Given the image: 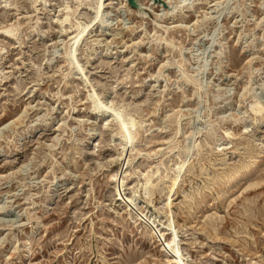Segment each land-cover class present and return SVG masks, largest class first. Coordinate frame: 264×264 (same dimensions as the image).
Returning <instances> with one entry per match:
<instances>
[{"label":"rangeland","instance_id":"rangeland-1","mask_svg":"<svg viewBox=\"0 0 264 264\" xmlns=\"http://www.w3.org/2000/svg\"><path fill=\"white\" fill-rule=\"evenodd\" d=\"M161 1L0 0V264H264V0Z\"/></svg>","mask_w":264,"mask_h":264},{"label":"bare ground","instance_id":"bare-ground-1","mask_svg":"<svg viewBox=\"0 0 264 264\" xmlns=\"http://www.w3.org/2000/svg\"><path fill=\"white\" fill-rule=\"evenodd\" d=\"M67 20V17H65L63 20H62V22H65ZM7 34H10V33H12V30L11 31H5ZM13 34V33H12ZM96 107V106H95ZM95 109V108H94ZM250 110H251V112H253V113H255V114H257V113H260V112H262L263 111V108H262V106H261V103H259L258 101H255V102H253L251 105H250ZM129 129H130V134H133L132 132V130H133V126L132 127H129ZM131 137V136H130ZM179 164V163H178ZM178 167V171L179 170H181L182 168H183V166H184V162H181L179 165H177ZM238 172V171H237ZM234 175H236V174H234ZM150 184V181L149 180H147L146 182H145V185H149ZM175 184H176V180L175 179H171V187L173 188L174 186H175ZM166 247L168 248L169 247V245H166ZM179 264V263H178Z\"/></svg>","mask_w":264,"mask_h":264},{"label":"water","instance_id":"water-1","mask_svg":"<svg viewBox=\"0 0 264 264\" xmlns=\"http://www.w3.org/2000/svg\"><path fill=\"white\" fill-rule=\"evenodd\" d=\"M126 1H127V4L129 5L130 8H132V9H134L136 11L141 12V7H140L139 3L142 0H126ZM152 1H153L154 4L161 5L163 8L167 9L168 10V13L173 12L176 9L179 8L178 5L177 6L169 7V6L166 5V3H164L161 0H152Z\"/></svg>","mask_w":264,"mask_h":264}]
</instances>
